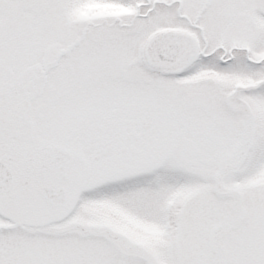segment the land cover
<instances>
[{
	"label": "snow or ice",
	"instance_id": "snow-or-ice-1",
	"mask_svg": "<svg viewBox=\"0 0 264 264\" xmlns=\"http://www.w3.org/2000/svg\"><path fill=\"white\" fill-rule=\"evenodd\" d=\"M0 264H264V0H0Z\"/></svg>",
	"mask_w": 264,
	"mask_h": 264
}]
</instances>
